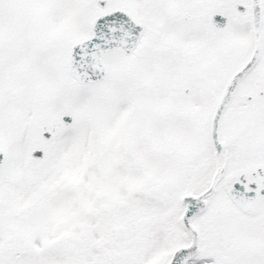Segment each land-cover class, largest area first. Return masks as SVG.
Wrapping results in <instances>:
<instances>
[{
	"label": "snow or ice",
	"instance_id": "snow-or-ice-1",
	"mask_svg": "<svg viewBox=\"0 0 264 264\" xmlns=\"http://www.w3.org/2000/svg\"><path fill=\"white\" fill-rule=\"evenodd\" d=\"M0 264H264V0H0Z\"/></svg>",
	"mask_w": 264,
	"mask_h": 264
}]
</instances>
